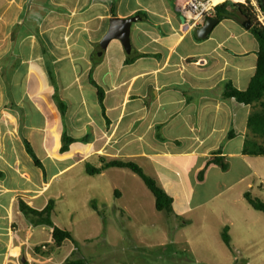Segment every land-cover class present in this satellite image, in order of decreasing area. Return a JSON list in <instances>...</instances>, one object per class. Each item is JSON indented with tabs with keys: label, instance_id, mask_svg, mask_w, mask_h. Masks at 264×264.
Segmentation results:
<instances>
[{
	"label": "crops",
	"instance_id": "0c3cea01",
	"mask_svg": "<svg viewBox=\"0 0 264 264\" xmlns=\"http://www.w3.org/2000/svg\"><path fill=\"white\" fill-rule=\"evenodd\" d=\"M183 2L0 0V264L42 263L26 246L39 228L45 232L44 226L30 219L36 229L29 231L18 201L43 210L47 204L37 208L35 201L75 166L131 161L150 169L149 177L170 192L172 185L183 190L187 178L203 185L213 171H221L207 166L218 151L227 161L244 156V141L237 152L218 144L207 151V143L220 134L228 141L236 138L241 105L222 93L228 84L247 88L257 43L244 44L250 33L233 19L197 38L195 31L204 23L187 26ZM114 18H136L131 48L114 39L98 55ZM219 28L223 33L215 34ZM22 46L25 55L16 56ZM64 139L73 141L66 152L61 151ZM23 140L44 174L28 166ZM51 233L49 228L51 241L43 249L54 246ZM46 256L49 261L51 255Z\"/></svg>",
	"mask_w": 264,
	"mask_h": 264
},
{
	"label": "rangeland",
	"instance_id": "374dc122",
	"mask_svg": "<svg viewBox=\"0 0 264 264\" xmlns=\"http://www.w3.org/2000/svg\"><path fill=\"white\" fill-rule=\"evenodd\" d=\"M214 33L222 34V28ZM246 38L247 46L256 42L250 34ZM15 55H25L24 46ZM247 109L241 105L236 138L228 141L224 134L216 135L208 140L207 151L218 144L225 152H237L249 133L244 121ZM247 138L252 139L250 134ZM225 161L228 174L215 170L203 185L191 184L187 178L183 190L177 185L170 187L171 194L166 190L173 200L170 215L156 211L152 194L129 170L109 169L104 176H89L85 165L75 166L53 179L34 203L39 208L53 201L51 220L72 240L42 249V257L36 256L35 247L51 241L49 227L44 226L45 232L39 228L29 239L27 253L40 264H62L68 258L85 264H264V213L244 199L249 192L264 202V156ZM26 162L31 170L41 171L30 157ZM143 171L151 174L147 167ZM27 225L29 231L36 229L30 222ZM225 228L230 248L222 240ZM27 234L24 229L22 235Z\"/></svg>",
	"mask_w": 264,
	"mask_h": 264
},
{
	"label": "trees",
	"instance_id": "16d2710c",
	"mask_svg": "<svg viewBox=\"0 0 264 264\" xmlns=\"http://www.w3.org/2000/svg\"><path fill=\"white\" fill-rule=\"evenodd\" d=\"M255 2L262 14H264V0H255ZM212 18L218 19L219 22L225 19L235 20L253 36L257 43L258 51L255 70L247 88L245 90H238L228 84L223 90L222 97L224 99L234 100L240 105L252 108L246 120V128L252 139L246 138L244 140L242 155L262 157L264 156V27L259 24L254 8L249 1L245 4L234 3L230 0L223 1V3L215 7ZM128 62H130V60ZM72 142L71 139H64L61 151L66 152L68 146ZM23 143L25 150L34 165L44 174L43 165L33 153L29 143L26 140H23ZM222 154L221 151L214 154V156L208 161L207 166L213 165L218 167L222 172H226L229 166ZM109 169L129 170L132 172L140 178L144 186L152 194L156 211L164 212L167 215L172 213V198L164 191L155 179L147 176L137 164L131 161H106L104 159L100 161L99 167H95L89 163L85 164V172L89 176L101 175L104 171ZM203 179L204 169L197 174V180L199 182L203 181ZM244 199L252 209L264 213V202L257 198H253L249 192L244 194ZM54 206V202L50 200L43 210L37 211L28 206L22 199H19L18 201V209L20 213L25 217H31V220L37 225L51 228L53 245L55 247H60L65 241L72 240V236L68 231L54 226L51 220ZM222 240L226 247L230 248V238L227 233V228L223 231ZM42 249V247H38L35 249V252H41ZM62 264H85V262L81 259L68 258Z\"/></svg>",
	"mask_w": 264,
	"mask_h": 264
},
{
	"label": "water",
	"instance_id": "95a60500",
	"mask_svg": "<svg viewBox=\"0 0 264 264\" xmlns=\"http://www.w3.org/2000/svg\"><path fill=\"white\" fill-rule=\"evenodd\" d=\"M136 20V18L133 19H112L110 21V28L105 37L103 38L102 42L100 43L99 47L97 48V53L100 55L103 53L107 47V45L112 40H118L120 41L121 45L126 49L127 51L131 48V40H130V34H131V24L132 22ZM219 23V20L216 18H209L207 19L203 26L196 29L195 35L197 38H204L206 37L213 28Z\"/></svg>",
	"mask_w": 264,
	"mask_h": 264
},
{
	"label": "built area",
	"instance_id": "2783aa9c",
	"mask_svg": "<svg viewBox=\"0 0 264 264\" xmlns=\"http://www.w3.org/2000/svg\"><path fill=\"white\" fill-rule=\"evenodd\" d=\"M247 1L253 6L259 24L264 27V14H262L255 0H232L234 3L241 4H245ZM216 6L217 5L213 4L212 0H184L180 7V11L187 26L190 28H197L207 19L213 17Z\"/></svg>",
	"mask_w": 264,
	"mask_h": 264
},
{
	"label": "bare ground",
	"instance_id": "6f19581e",
	"mask_svg": "<svg viewBox=\"0 0 264 264\" xmlns=\"http://www.w3.org/2000/svg\"><path fill=\"white\" fill-rule=\"evenodd\" d=\"M224 0H212L213 4L217 5L219 3H222ZM234 1H239V0H234Z\"/></svg>",
	"mask_w": 264,
	"mask_h": 264
}]
</instances>
